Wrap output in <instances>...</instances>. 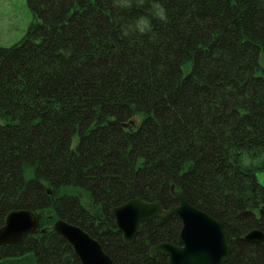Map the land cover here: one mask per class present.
Listing matches in <instances>:
<instances>
[{
    "label": "trees",
    "instance_id": "obj_1",
    "mask_svg": "<svg viewBox=\"0 0 264 264\" xmlns=\"http://www.w3.org/2000/svg\"><path fill=\"white\" fill-rule=\"evenodd\" d=\"M26 2V32L0 47V214L28 210L38 229L0 264H79L56 220L97 230L87 210L169 208L171 185L224 225L227 264H264L242 240L264 235V163L240 164L264 152V0H159L166 20L152 0ZM141 15L150 32L129 29ZM173 224L146 223L132 246L97 231L114 264H157L144 243Z\"/></svg>",
    "mask_w": 264,
    "mask_h": 264
},
{
    "label": "water",
    "instance_id": "obj_2",
    "mask_svg": "<svg viewBox=\"0 0 264 264\" xmlns=\"http://www.w3.org/2000/svg\"><path fill=\"white\" fill-rule=\"evenodd\" d=\"M172 198L178 206L163 213L158 202L147 203L133 199L111 210L116 229L123 234L126 243H132L139 232L140 223L159 217H176L182 223L179 242L183 250L161 244L152 253L161 250L168 255V264H227L230 262V248L223 232V225L206 213L191 206L183 192L174 191ZM38 227V218L28 210H18L6 215L0 227V245L11 246L19 243L22 237L32 234ZM53 230L72 248L81 264H111L99 245L78 227L58 219ZM248 243L264 245V235L254 230L242 237Z\"/></svg>",
    "mask_w": 264,
    "mask_h": 264
},
{
    "label": "flooded vegetation",
    "instance_id": "obj_3",
    "mask_svg": "<svg viewBox=\"0 0 264 264\" xmlns=\"http://www.w3.org/2000/svg\"><path fill=\"white\" fill-rule=\"evenodd\" d=\"M49 193V191H48ZM170 197L172 198V195H171V192H170ZM133 199H138V198H133ZM133 199H129L125 202H123L122 204H119L117 206H113L111 208H109L107 210V213L106 211L102 210L101 211V214L100 212L97 211V213H95L94 211H86L87 214V217L91 218L92 217V221L95 222V227H97V230L100 229V231L104 230L105 231V227H106V224H107V229L108 231L111 232V234L113 235H117L118 236V239L119 241L126 245V246H132L134 241L137 240V238L143 233V228L145 226L146 223H153L155 224V222L157 224H159L161 221H167V220H172L173 221V225L170 226V235H168L167 238H164V239H160L158 241H155V242H149L148 244L144 243L145 247L147 248V253H148V256L151 258V259H155V262L157 264H168V260H169V257L168 255H166L165 253H163L161 250H158L156 251L154 254L152 253V250L153 248H157L159 245L161 244H168L170 246H172L173 248H176L178 250H183V246L179 243V237H180V234H181V230H182V223L181 221L176 218V217H159V218H155L153 220H150V221H146V222H142L140 223V228H139V232L135 235L132 243H126V241L124 240L123 238V234L121 232H119L117 229H116V225H115V219L112 217L111 215V210L115 207H119L123 204H125L126 202L130 201V200H133ZM173 199V198H172ZM141 200V199H139ZM143 202H147V203H154V202H150V201H145V200H141ZM175 201V200H174ZM161 205V204H160ZM178 206V203L175 201L174 204L172 205V207H169V208H166V207H163L161 205V210L163 213H166L168 212L171 208H174ZM81 210H83V212L85 211V208L83 207H80ZM201 211V210H200ZM85 212V213H86ZM204 212V211H202ZM9 213V212H8ZM7 213V214H8ZM206 213V212H204ZM7 214H3L1 215L0 214V227L3 226L4 224V220H5V217ZM34 214V213H33ZM208 216H210L208 213H206ZM35 215V214H34ZM36 216V215H35ZM212 217V216H210ZM213 218V217H212ZM215 221L219 222L218 220H216L215 218H213ZM102 220V221H101ZM57 221V220H56ZM83 222L85 221L86 222V218L82 220ZM65 222V221H64ZM67 223V222H66ZM220 223V222H219ZM69 224V223H68ZM222 224V223H221ZM54 225V224H53ZM53 225H52V229H53ZM72 225V224H70ZM223 225V224H222ZM75 226V225H73ZM78 227L80 230H82L84 233H86L92 240H94L100 247L102 253L107 257L109 258V260L111 261V264H114V260L113 258L111 257V255L106 251L104 245H103V242L101 241V234L100 237L98 236V232L97 230L93 229V230H90L89 227L87 228H84L83 226L80 227V226H76ZM38 229V227H37ZM223 232H224V236L226 237V233H225V229H224V225H223ZM37 231H35L34 233L32 234H28V235H33V234H36ZM104 233V232H103ZM27 236V235H26ZM25 237V236H24ZM23 238V237H22ZM22 240V239H21ZM227 240V238H226ZM228 243V241H227ZM229 245V244H228ZM12 246V245H11ZM0 247H9V246H1ZM231 254V253H230ZM77 258V257H76ZM77 261L79 262V264H81V262L79 261V259L77 258ZM230 261H231V258H230Z\"/></svg>",
    "mask_w": 264,
    "mask_h": 264
},
{
    "label": "rangeland",
    "instance_id": "obj_4",
    "mask_svg": "<svg viewBox=\"0 0 264 264\" xmlns=\"http://www.w3.org/2000/svg\"><path fill=\"white\" fill-rule=\"evenodd\" d=\"M26 0H0V47L7 48L18 42L30 23ZM264 186V174L256 175Z\"/></svg>",
    "mask_w": 264,
    "mask_h": 264
},
{
    "label": "clouds",
    "instance_id": "obj_5",
    "mask_svg": "<svg viewBox=\"0 0 264 264\" xmlns=\"http://www.w3.org/2000/svg\"><path fill=\"white\" fill-rule=\"evenodd\" d=\"M134 0H115V3L122 7L127 8L133 4ZM139 3H143V0H137ZM151 15L159 18L160 20L167 19V13L165 7L159 2V0H152ZM129 29L144 34L152 30V23L149 16L141 15L138 17L134 24L129 25ZM264 163V152L259 153L255 157L250 156L247 152H244L240 156V164L243 167H253Z\"/></svg>",
    "mask_w": 264,
    "mask_h": 264
},
{
    "label": "bare ground",
    "instance_id": "obj_6",
    "mask_svg": "<svg viewBox=\"0 0 264 264\" xmlns=\"http://www.w3.org/2000/svg\"><path fill=\"white\" fill-rule=\"evenodd\" d=\"M27 170H28V169H27ZM171 186H172V185H171ZM171 186H170V192H171ZM173 186H174V185H173ZM173 190L176 191V190H175V186H174V189H173ZM11 212H13V211H11ZM9 213H10V212H9ZM9 213H8V214H9ZM36 230H37V229H36ZM179 243H180V242H179ZM180 244H181V243H180ZM181 245L183 246V248L185 247L184 244H181Z\"/></svg>",
    "mask_w": 264,
    "mask_h": 264
}]
</instances>
